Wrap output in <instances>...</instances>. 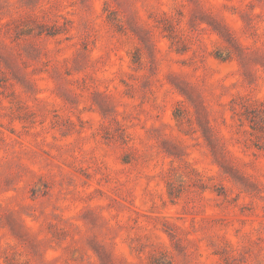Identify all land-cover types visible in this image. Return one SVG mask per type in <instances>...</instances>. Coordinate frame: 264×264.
I'll return each instance as SVG.
<instances>
[{
  "label": "rangeland",
  "instance_id": "rangeland-1",
  "mask_svg": "<svg viewBox=\"0 0 264 264\" xmlns=\"http://www.w3.org/2000/svg\"><path fill=\"white\" fill-rule=\"evenodd\" d=\"M0 264H264V0H0Z\"/></svg>",
  "mask_w": 264,
  "mask_h": 264
}]
</instances>
